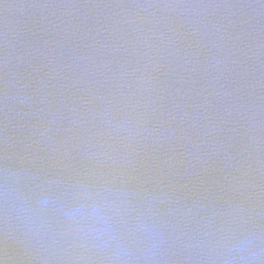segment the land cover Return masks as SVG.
<instances>
[{
  "label": "water",
  "instance_id": "water-1",
  "mask_svg": "<svg viewBox=\"0 0 264 264\" xmlns=\"http://www.w3.org/2000/svg\"><path fill=\"white\" fill-rule=\"evenodd\" d=\"M0 264H264V0H0Z\"/></svg>",
  "mask_w": 264,
  "mask_h": 264
},
{
  "label": "clouds",
  "instance_id": "clouds-1",
  "mask_svg": "<svg viewBox=\"0 0 264 264\" xmlns=\"http://www.w3.org/2000/svg\"><path fill=\"white\" fill-rule=\"evenodd\" d=\"M43 202H47V198H45V200ZM69 217L71 218V213H68ZM247 241L246 240H241L236 242L232 248L230 249V251L232 252H236V253H243L245 251V245H246ZM241 259H246L243 255H241L240 257Z\"/></svg>",
  "mask_w": 264,
  "mask_h": 264
}]
</instances>
